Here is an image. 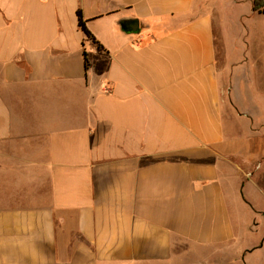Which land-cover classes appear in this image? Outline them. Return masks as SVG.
Masks as SVG:
<instances>
[{
  "label": "crops",
  "instance_id": "obj_1",
  "mask_svg": "<svg viewBox=\"0 0 264 264\" xmlns=\"http://www.w3.org/2000/svg\"><path fill=\"white\" fill-rule=\"evenodd\" d=\"M253 1L0 0V264H264Z\"/></svg>",
  "mask_w": 264,
  "mask_h": 264
},
{
  "label": "trees",
  "instance_id": "obj_2",
  "mask_svg": "<svg viewBox=\"0 0 264 264\" xmlns=\"http://www.w3.org/2000/svg\"><path fill=\"white\" fill-rule=\"evenodd\" d=\"M253 9H254V11H259V12H263L264 13V0H254L253 1ZM78 16H79V26H80V28L88 36L91 37L92 35L86 28V22L83 20L82 14L79 13ZM89 68H90V64H89L88 56L85 53V70H86V72L89 70Z\"/></svg>",
  "mask_w": 264,
  "mask_h": 264
},
{
  "label": "rangeland",
  "instance_id": "obj_3",
  "mask_svg": "<svg viewBox=\"0 0 264 264\" xmlns=\"http://www.w3.org/2000/svg\"><path fill=\"white\" fill-rule=\"evenodd\" d=\"M234 162H236L235 164H237V165H239L240 163H242L243 165L247 166L248 168L250 167V163L248 164L246 161H243V160H234ZM262 162H263V160L261 158L255 159L253 161L254 169H260V164H262ZM249 176H251V175H249ZM258 183L261 186H264V172H262V174H259Z\"/></svg>",
  "mask_w": 264,
  "mask_h": 264
},
{
  "label": "water",
  "instance_id": "obj_4",
  "mask_svg": "<svg viewBox=\"0 0 264 264\" xmlns=\"http://www.w3.org/2000/svg\"><path fill=\"white\" fill-rule=\"evenodd\" d=\"M130 25H131V28H130L131 31L136 32L139 30V24L137 21L132 22Z\"/></svg>",
  "mask_w": 264,
  "mask_h": 264
}]
</instances>
